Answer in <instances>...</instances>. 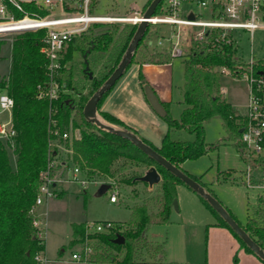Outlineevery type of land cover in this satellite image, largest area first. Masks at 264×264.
Returning <instances> with one entry per match:
<instances>
[{"label": "trees", "instance_id": "1", "mask_svg": "<svg viewBox=\"0 0 264 264\" xmlns=\"http://www.w3.org/2000/svg\"><path fill=\"white\" fill-rule=\"evenodd\" d=\"M150 2L148 0L144 8ZM164 4L165 0L157 6L154 15H158L162 8L163 13H168ZM94 9L95 0H91L89 10L93 12ZM105 25L109 26L107 30L95 34V28L103 25L94 23L88 31L74 36L67 43L62 59L64 66L58 77L63 92L58 100L53 101V105L57 108L56 116L61 129L71 123L73 128L80 131L79 137L72 141L70 161L80 168L85 177L137 184L139 181L136 178L141 173L125 177V171L130 167H154L160 174L157 192L131 207L127 221L114 222L110 231L91 236L94 240V254L89 264H148L161 261L165 250L162 244L149 241L146 231L153 224L169 222V215L177 199V185L184 183L128 139L102 130L85 119V103L117 67L137 28V24L132 23L121 30L116 22ZM44 33L40 29L16 34L12 43L9 72L0 79V91H6L14 99L13 121L18 132L13 152L14 165L10 159L12 152L0 139V264H41L36 261L35 255L44 250V245L39 244L35 235L36 227L32 224L36 213L31 212L42 183L40 173L46 168L49 157L53 156L48 134L50 102L37 97L38 85H44L48 80L46 59L40 52ZM155 35L157 32H152L149 23L128 68L137 63L164 64L172 61L168 52L156 50L150 45ZM194 41H191L190 52L183 58L184 83L181 94L184 107L178 119L171 116L169 102L157 99L163 109V112L158 111L147 96V84L142 83L146 102L167 126L160 146L140 137L135 129L118 117L100 110L102 101L113 87L102 96L97 107L106 121L135 133L181 171V163L185 160L198 158L208 151L205 124L214 116L221 119L227 138L233 140L243 159L241 143L238 141L243 119L235 115L230 103L222 98L220 78L223 68L236 75L238 71L247 70L248 63L237 56L234 33L221 37V31L209 29L202 40ZM75 53L82 57V68L77 69L71 63ZM84 55L92 77L84 71ZM252 68L254 71H264V60L254 61ZM181 129L193 134V140L171 137L173 131ZM190 177L202 185L199 179ZM200 199L216 217L215 225L226 227L246 252L255 255L207 201L202 197ZM85 225L72 223L71 243L84 239ZM239 225L264 250V193L257 195L254 203L247 204L246 222ZM118 235L124 238L122 244L114 242Z\"/></svg>", "mask_w": 264, "mask_h": 264}, {"label": "rangeland", "instance_id": "2", "mask_svg": "<svg viewBox=\"0 0 264 264\" xmlns=\"http://www.w3.org/2000/svg\"><path fill=\"white\" fill-rule=\"evenodd\" d=\"M144 1L95 0L93 12L118 18L139 17L140 19L146 9L144 6L141 8ZM134 3L137 4L139 10L134 11L132 9ZM164 6L166 5L164 4ZM184 9L201 13L200 18L202 20L210 19L209 10L201 7L197 3V0L184 4ZM56 11L59 12L60 10L57 8ZM163 11L164 8L160 10L158 15H154V17L166 15L167 13H163ZM129 23L137 24L138 22L123 20L116 22V25L121 30ZM150 25L152 32H157V35L151 38L150 45H153V48L156 50L168 52L173 60L171 67L161 68V70H157L159 68H152L155 70L152 73L154 76L153 82L158 88V96L170 101L169 112L171 116L178 119L184 107L181 94V87L184 83L183 58L190 52L191 41H194L192 36L197 32L203 31L204 28L188 26L178 28L159 22H150ZM16 34L0 35V79L9 72L12 43L16 38ZM175 34L179 35L177 46L181 51L179 56L173 53L174 45L171 39H175ZM234 34L237 40L236 53L240 59L246 63L251 58L254 61L264 60V29L256 30L252 38L250 37V33L244 30H236ZM159 41H161L160 44L158 43ZM197 48H200V46ZM81 61V55L75 53L71 63L78 69L82 68ZM98 69L97 67L95 68L96 71ZM220 84L222 98H225L230 103L233 113L237 116H244L247 113L248 103V83L245 77L237 76L233 71L229 70V72L221 75ZM118 96L122 97L119 94L105 97L100 105V110L109 112L110 109L121 104V98ZM158 96L156 95L157 99ZM121 106H123V112L128 116L127 118L135 124L147 127V124L152 126L153 122L159 125L162 123L166 129L164 121L158 115L154 116L155 120L149 118L148 113H151L149 110H146L147 112L144 113L139 108L133 107L130 103L121 104ZM148 107L153 111L150 106ZM97 112L98 118L102 123L119 128L106 121L99 114L98 110ZM3 119V116H0V120ZM165 129L162 133L160 131L157 133L159 137L155 133H152L151 138H153L155 144H160L165 134ZM78 132L80 133L79 129ZM171 137L185 141H190L194 138L193 134L183 129L173 131ZM205 141L208 144V151L198 158L185 160L181 168L186 174L199 179L203 187L211 192L236 221L243 225L247 217V204L249 202L254 203L256 196L264 193V188L256 190L246 187L243 172L245 171L246 164L251 165L254 167V171L251 173L252 183H264V161L261 160V162L255 163L254 160L248 159L245 154L242 155L243 159H241L238 148L234 145L233 140L227 138V133L218 116H214L206 122ZM63 158L64 155L61 153L58 159ZM10 159L14 165L15 156L13 153H11ZM144 168L130 167L125 171V177L142 173ZM65 171L59 174L61 175V181H59L61 183H58L57 188L55 187V196L37 207V215L41 220V228L45 231L46 256L49 258L62 256L64 260L71 261L72 249L73 253L79 246V242L69 243L72 223H95L101 221L114 223L127 221L130 216L131 207L141 203L147 197L157 192V184L149 186L142 182H138L137 184L117 182L113 185V190L117 191V202L112 203L109 200L110 194L113 191L112 189H108L105 193L99 195L97 194L99 185L89 184L87 187H83L76 182L67 181L66 178L70 174H63ZM97 180L103 181L101 178H97ZM187 187L182 183L177 185L176 205H173L169 215V222L166 224H153L146 231L149 241L154 244H162L164 250L168 251L169 249L175 254L190 250L196 245H199L205 251L207 229L210 227L209 224L213 223L216 219L200 197ZM60 189H63V191L61 190V195L59 194ZM194 200L196 201L195 203ZM92 242L94 243V240ZM62 249H64L63 252H61ZM65 264L70 263L66 262Z\"/></svg>", "mask_w": 264, "mask_h": 264}, {"label": "built area", "instance_id": "3", "mask_svg": "<svg viewBox=\"0 0 264 264\" xmlns=\"http://www.w3.org/2000/svg\"><path fill=\"white\" fill-rule=\"evenodd\" d=\"M194 0H165L168 13L162 17L149 19L151 23H167L171 26L201 27L203 31L195 33L194 40H202L209 29L221 31V37L244 30L252 38L255 31L264 29V0H197V3L209 10L210 19L202 20L201 13L184 9V4ZM91 0H0V35L22 33L26 31H45L41 38L40 52L46 59L48 80L44 85H38V99H48L49 148L53 156L49 157L46 168L40 173V184L31 212L36 216L32 224L36 227L35 235L39 244H45V231L41 228V220L37 215V207L55 196V185L61 181L60 172L69 173L67 181H72L87 187L89 184H109L108 189L113 190L115 182L98 181L97 178H87L82 175L80 168L70 161L72 155V141L79 137L78 129L69 123L68 127L61 129L57 118V108L53 101L58 100L63 92L58 77L61 73L63 54L67 43L74 37L88 31L90 25L123 21L121 17H112L104 14L90 12ZM60 11L57 12L56 9ZM67 11V12H66ZM192 15L193 18H189ZM157 19V22H153ZM136 22V21H135ZM138 22V21H137ZM171 39L174 45V55L179 56L181 51L177 48L179 35ZM159 44L161 41L158 42ZM254 59L248 62V69L238 71L237 76L245 77L248 83L247 113L241 116L243 124L240 128L238 141L241 143L240 151L250 160L264 161V71H254ZM229 72L223 68L222 73ZM14 99L6 92L0 91V139L6 144L10 152H14L17 142V129L13 121ZM62 153L63 159H58ZM254 167L246 164L244 182L246 187L263 189L264 183H252L251 173ZM110 202L117 201V191L113 190L109 197ZM113 227L110 221L86 223L85 237L79 242L71 258L78 262L89 264L94 254L92 235L106 233ZM92 230V232H90ZM43 251L35 255L36 261L42 263L47 259Z\"/></svg>", "mask_w": 264, "mask_h": 264}, {"label": "crops", "instance_id": "4", "mask_svg": "<svg viewBox=\"0 0 264 264\" xmlns=\"http://www.w3.org/2000/svg\"><path fill=\"white\" fill-rule=\"evenodd\" d=\"M147 1L148 0H145L142 3L141 8L147 3ZM132 9L134 11L139 10L136 3L132 5ZM96 14H103V13H96ZM172 61L169 63H164V64H150V63L132 64L124 72L122 77L116 82V84L113 86L112 90L108 93L107 96L111 97V96H114L115 94H119L122 96V97L118 96L121 98V102H120L121 104L130 103L132 104L133 107L139 108L144 113L147 112L146 110H149L151 112V113H148L149 118L150 119L152 118L155 120L154 116H157V114L155 115L154 111H151V109L148 107L149 105L146 102L143 91H142V83L146 82L148 86L154 91L155 95L158 96L157 94L158 88L153 82L154 76L152 74L153 72H155V70L152 68H159L157 70H161V68L171 67ZM158 99L160 101L170 103V101L166 100V98H163V97L160 98L158 96ZM121 104L110 109L108 113L118 117L128 126L135 129L137 131V134L140 137L150 141L155 146H160L161 142L159 145L155 144V142L153 141V138H151V135L155 133L158 136L157 133L159 131L162 133L165 129L164 125H162V123L159 125L158 123H155V122H153L152 124L151 122L152 126L149 124H147V127L139 126L138 124H135L134 122L129 120V118H127L128 116L123 112V108H122L123 106H121ZM166 131H167V126L165 129V133ZM184 163L185 161L181 163V166ZM147 169L148 168H144V171L141 173V175ZM58 183H61V182L56 183L55 185L56 188L59 185ZM61 190L63 191V189H60V192H59L60 195H61ZM189 190L191 189L189 188ZM116 202H112V203H116ZM195 202L196 201L194 200V203ZM196 204H199V203H196ZM74 223H82V222H74ZM215 223H216V219L213 223L209 224L210 227L207 229L208 234H207V239H206L205 251H203L199 247V245L193 246L190 250H185V251H182L176 254L174 252H171L168 249V251L165 250L164 257L162 258L161 261H155V262L148 263V264H264V262H262L255 255H253L252 253L246 252L244 248L240 246V243L238 242V240L234 237V235L226 227L215 225ZM71 239L69 240V243ZM63 251L64 249H62L61 252ZM72 251H71V254H72ZM42 255L47 259V261L42 262L41 264H65L66 262L70 264H86L83 262L75 261L72 258H71V261L64 260L62 256H56L55 258L47 257L46 256L47 255L46 241L44 244V250L42 252Z\"/></svg>", "mask_w": 264, "mask_h": 264}, {"label": "water", "instance_id": "5", "mask_svg": "<svg viewBox=\"0 0 264 264\" xmlns=\"http://www.w3.org/2000/svg\"><path fill=\"white\" fill-rule=\"evenodd\" d=\"M164 0H151L149 5L146 7L145 11L140 17L136 31L129 42L119 64L114 69V71L110 74V76L105 80V82L100 86V88L95 91L91 97L87 100L83 107V115L86 120L94 123L98 128L102 130H106L108 132L119 135L123 138L131 141L135 146H137L141 151L154 159L157 163L162 165L172 174H174L177 178H179L186 186H188L191 190H193L198 196L204 198L207 203L224 219V221L237 233V235L241 238V240L252 250L256 257H258L262 262H264V250L260 248V246L248 235V233L239 225V223L228 213L226 208L213 196L211 195L202 185H200L193 178L185 174L175 165H173L170 161L165 159L159 153H157L152 147L147 145L141 138H139L135 133L131 131H127L120 128H115L112 125H106L102 123V121L98 118V102L102 98V96L109 91L116 82L122 77L124 72L127 70L128 66L131 63L132 56L142 39L145 30L150 23L149 19L154 17V12L157 6ZM189 18H193L192 15ZM109 26L103 25L95 28V34H99L105 30H107ZM85 56H83L86 66L84 71L88 73L90 77H92V72L88 71L89 67L87 65V61L85 60ZM146 92L149 100L153 104V106L160 112H163L162 107L160 106L156 96L150 90V88L146 87ZM161 177L160 174L154 167L149 168L142 175L136 178L137 181L142 183H147L149 186L155 185L159 183ZM109 188V184L104 183L100 185L97 194L105 193ZM176 205V201L174 202ZM117 244H122L124 242V238L121 235H118L114 240Z\"/></svg>", "mask_w": 264, "mask_h": 264}, {"label": "bare ground", "instance_id": "6", "mask_svg": "<svg viewBox=\"0 0 264 264\" xmlns=\"http://www.w3.org/2000/svg\"><path fill=\"white\" fill-rule=\"evenodd\" d=\"M122 20H132V21H139V17H135V18H124V19H122ZM153 22H157L158 20L157 19H153L152 20Z\"/></svg>", "mask_w": 264, "mask_h": 264}]
</instances>
